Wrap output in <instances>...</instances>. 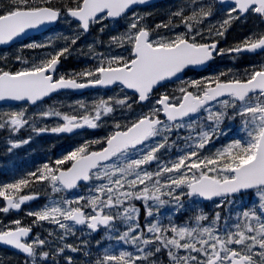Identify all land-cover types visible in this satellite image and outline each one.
<instances>
[{
  "label": "snow or ice",
  "instance_id": "obj_1",
  "mask_svg": "<svg viewBox=\"0 0 264 264\" xmlns=\"http://www.w3.org/2000/svg\"><path fill=\"white\" fill-rule=\"evenodd\" d=\"M146 2L71 0L74 6L65 5L64 12L87 32L92 24L121 17L132 6ZM50 3L51 0H39V4L36 0H9L8 6L0 9V45L8 44L28 30L56 22L63 13L58 8L49 7ZM219 3L229 7L221 9L226 12V18L217 24L209 23L206 29L202 27L213 16L214 6L211 4L201 5L189 14L180 8L171 13L167 22L157 24L155 29L164 28L169 33L176 27L183 30L168 35L157 33L155 38L152 35L155 29L142 24L143 17L133 15L128 30L111 37L109 42L117 47L128 45L130 54L127 57L96 54L90 47V54L99 55L98 64L70 76L54 78L61 57L66 58L65 54L70 53L67 43L31 67L16 72L0 70V101H26L36 105L61 89L119 85L122 90L137 94L139 102H144L149 100L153 89L161 82L179 78L178 74L187 67L203 65L215 55L264 52V31L249 34L229 49L218 48V41L214 38L223 37L231 23L246 14L264 19V0H219ZM205 31L208 35L204 34ZM64 39L67 41L69 38ZM76 39L71 38V44H75ZM210 39L211 42H204ZM49 46L35 42L27 45L29 48ZM224 75L221 73L207 80L188 82L178 89L180 95L177 97L162 94L155 102L158 107L154 106L128 123L115 122L114 130L103 141H87L56 159L55 167L44 164L36 172L29 173L28 176L35 181L48 182L53 193L74 189L80 181L95 180L97 183L89 188L87 197L62 202L52 200L28 215L35 217L34 222L47 221L64 233L73 234V225H86L92 232L103 226L112 232L115 230L113 222L123 221L127 230L118 236H109V239L130 244L136 252L121 250L116 253L105 248L94 264H156L149 258L164 249L171 264H264V64L246 72L244 78L222 80L220 77ZM130 99L127 93L123 97L100 98L93 101L90 108L81 103V111L75 113H61L50 108L40 115L44 118L58 117L63 124L50 129L33 126V131L59 134L84 127L96 129L101 127L104 117L113 116L118 109L132 110ZM236 118L240 119V131L245 138L233 139L214 151L207 150L214 139L224 135L223 122ZM31 119L24 111L6 112L0 115V128L16 132ZM180 129H185L188 135L180 137ZM174 131L178 139L184 140L185 147L175 160L162 163L158 153L171 147L169 139ZM93 144H101L102 147L90 150ZM16 147L19 144H11V148ZM69 162L70 166L65 168ZM153 162L157 166L150 171L147 166ZM32 182L21 178L0 186V198L6 202V206L0 207V212L19 210L26 201L33 200L34 195H18ZM249 190L254 192L258 203L238 212L232 224L225 220L223 228L219 227V212L207 226L201 224L209 221L203 213L196 215L193 226H178L171 222L164 226L158 221H148L144 229L151 234L150 237L145 235V231H138L141 228L137 221L139 209L130 203L144 201L150 217L153 205L148 201L162 205L166 201L161 200V196L171 197L177 202L182 195L204 200L220 198L215 206L221 208L225 203L232 204L236 194ZM85 208L91 209V214L85 212ZM14 223L15 229L0 230V243L35 261L37 248L42 249L46 241L38 237L31 243L24 241L31 228L21 226L19 220ZM169 232L171 236L164 235ZM49 235L53 233L49 232ZM65 247L73 252L80 250L76 246L65 245L57 249V255ZM49 255V252H39L44 260ZM66 259L68 264H72L71 257Z\"/></svg>",
  "mask_w": 264,
  "mask_h": 264
},
{
  "label": "rangeland",
  "instance_id": "obj_2",
  "mask_svg": "<svg viewBox=\"0 0 264 264\" xmlns=\"http://www.w3.org/2000/svg\"><path fill=\"white\" fill-rule=\"evenodd\" d=\"M0 1H2V0H0ZM226 8L227 7L220 8L219 12H220V16H222V20L225 18L226 12L221 11V9H226ZM157 13L160 17L168 16L167 14H160L159 12H157ZM133 15L143 17V19L141 20V23L144 25H147V21H146V19H144V12H142L140 10H136V11L129 13L123 19H121L117 22H108V21L102 20L101 23L92 24L91 25V31H92V34H95L97 40H94L95 37L90 36L92 40L88 39V40H90V42H85L86 37H83L80 40L81 44L83 45V48L78 49V47H77V50H78L77 54L79 56L77 57L78 59H75V61L78 62L79 64L78 65L77 64L66 65L65 71L67 72L70 69L74 70L75 68H83L84 69V68L95 67L99 62V55L90 54V52H89L90 47L94 50V52L96 54H103L104 56L122 54L125 57H127L130 54L128 45H125L124 47H117L114 45H110L109 42L111 39L110 36H120L128 30V26H129V23L131 22ZM61 22L67 27V29L70 31L71 34H74V32L77 31V29L78 30L80 29L79 27H76L73 25L69 26L68 20L66 19L65 16L62 17ZM101 28H103V31H101ZM261 30H262V25H261V23H258L256 25V29H254L253 32H258ZM167 32H168V30L164 29L160 34H165ZM173 33H176V31H173ZM103 35L107 36V38L105 37L103 40H99L98 38L102 37ZM156 35H155V37H156ZM62 37L64 38V35H62L61 32L59 34L58 33H52V34H48L45 36L43 35L40 38L31 40L28 43H26L25 45L21 46V47H25V48L14 47V48H9L5 51H0L1 62L4 63V61H7V63H9L8 65L16 64V67L20 70L23 68L31 67L33 65V63H39L40 59L45 57L48 53H51V52H54V51L61 49L62 47L60 46V44L64 41L62 39ZM34 42L35 43H45V44H49L50 46L44 47V48H29V47H27L28 44H31ZM84 44L89 45V46L84 47ZM75 53H76V50L74 51V54ZM17 57H20L21 59L17 60ZM259 60H260L259 66L261 64H264V56L260 57ZM232 63H234V62H232ZM219 67H220V73H221L222 69L228 68V67H230V65L225 66L219 62H216L215 67L213 69H216ZM63 69H64V67H62V70ZM65 71H62V72H65ZM60 72L58 70L57 73L59 74ZM249 72H251V71H249ZM245 74L246 73H240L239 71L228 72L226 77L228 79H231L234 77L235 78H240V77L244 78ZM205 76H203V78H201L199 80L209 79ZM188 82H191V81L184 79L180 85H175L176 87L173 88L175 90V95L173 97L179 96L180 93H179L178 89L181 86H186V84ZM189 90L195 91V89H189ZM117 95L123 97L124 94H119V91H116V92L113 91L107 95L102 94V93H95V94L86 95L85 97H71V95L65 94V95H62V96H59V97L53 99L52 101H50L48 103H44V104L40 105L39 107H36L33 110H27V108H25V107L3 108V109L1 108L0 109V115L4 114L6 112L24 111L26 116L31 117L32 119L29 121L28 124L24 125L21 129H19L16 132H12L8 128H0V132L6 133V135L3 137V139L6 141V143L4 142V143L0 144V146L6 145L5 152L3 153L4 160H2V157H0V169L7 171V172H10L12 174H15V178H16V180H18L21 178H25L31 172H35L36 167H34V164L39 165L38 163L41 159L47 158L46 152L48 151L50 146L46 145V142H47L46 139H49V140L53 139V138L57 137L58 134L52 133L51 131L37 133V132L33 131V126H35L37 128L47 127L50 129L51 127H54L58 124H63V120H61L60 118L55 117V116L44 118L40 115V113L48 111L50 108H56L61 113H75V112L81 111V109L79 107L81 103H83L84 105H86L90 108L93 101H96L100 98L107 99L109 96H117ZM157 99H159V98L151 100L150 102H148L149 104L144 105L142 108H134L133 105H134V103L136 104V102H133L132 99H130L129 103H132V110H130V111L124 110L123 119L119 118V116L114 115V114H113V116H110V117H104L103 120L101 121V127L96 128V129H89V131L91 133L94 132L95 134H97L98 140L103 138L104 136H108L114 130V123L115 122H119L121 124L128 123L129 121L134 120L141 113H144L143 110L146 111V113H147L154 106L158 107V105L155 104ZM144 103H146V102H144ZM213 110H215V108H213ZM119 112H120V110L118 109L117 112H115V113L118 114ZM113 117L115 119H113ZM221 128L223 129L224 135H221V136H219V138L214 139L213 143L208 146L207 150L214 151L216 148L222 147L223 145L231 142L233 139H244L245 138L243 133L240 131L241 122H240L239 118H236L234 120L226 119L223 122V124L221 125ZM178 134L180 137H184V136L188 135V132L185 129H180V130H178ZM43 137L46 139H44ZM63 138H62V140H64ZM78 139H82V137H78ZM157 139H159V138H157ZM25 140H27L28 143H22V141H25ZM12 143L19 144V147L11 148ZM177 143L185 145L184 140L178 139L177 134L174 131L173 134H171L170 139H169V144L171 145V147L167 148V149H161V152L158 153V155L160 156V161L162 163H166V162L161 157V155L169 156L171 154V152L175 149V147L173 145H175ZM79 146L80 145L78 143H76V144H74L73 147L72 146L66 147V149H64L63 156L66 155L68 152L76 149ZM61 149L62 150L60 152L62 153L63 147H61ZM207 150H206L205 154H207ZM33 162H35V163H33ZM44 164H46V163L43 160L42 166ZM156 166H157L156 163L153 162L151 165H149L147 167L150 171H152V170L156 169ZM95 183H97L95 180L91 181L89 185L83 187V189L79 190L77 194H72L69 197H65L62 194L63 190L61 192H58V193H53L51 190V186L48 184V182L44 183L42 185H40V184L35 185V187L37 186L36 192H33L32 189H26V190L22 191L21 193H19L18 195H25V194L26 195L27 194L38 195V201H41V202H39L36 206L28 209L26 211L28 214L29 212H34V211H38V210L42 209L43 207L48 205L52 200L62 202L65 199L74 200V199H77L78 197H81V196L87 197L89 195V188L92 187V185H94ZM179 192H180V190L177 189V193H179ZM161 200L166 201V203L161 205V204H154L153 201H148L149 205H153V208H152L153 215L150 217L147 216L144 201H142V200L130 201L131 204H133L135 207H137L139 209V213L137 214V221L141 225V228L138 229V231H142V230L145 231V235H147L149 237L151 236V234L146 233V230L144 229V225L148 221H151V222H157L158 221L160 224H162V222H163L162 219L172 220L177 215H185L187 213L191 214V209H193V208L197 209V212H199V213H202L203 211H205L204 207L201 205V203L197 197H191L190 198L186 195H182L180 198V201L177 202V201L173 200L171 197L161 196ZM217 202H219V200L216 202H212V203L208 204L207 208L211 214L208 216L209 221L201 222V224L203 226H207L210 223L211 218H213L215 213H217V212H219L221 214V220L218 222L219 227L223 228V226L225 224V220H227L228 224H232L235 222L236 215L238 212L244 210L246 207H254L258 203V199L255 196L254 192H252L250 194L235 197L232 204L225 203L221 208H217L215 206ZM81 203L83 204L84 201H81ZM84 210H86L87 213L91 214V209L85 208ZM105 211H107V209ZM185 216H186L187 221L186 222L181 221L180 225H178V226H183V225L193 226L195 223V220L193 221L192 219H190L191 216H189V215H185ZM53 226H54L55 230L57 231L55 233H58L63 237L69 236V233H64V231L62 229H60L57 225L53 224ZM118 228H120L121 231L127 230L126 224L121 220H117V222L115 224V230L112 232H109L107 230V232L104 233L103 237H107V239H109V236H118L120 234V232L118 231ZM73 229H74V233H75L76 227L74 225H73ZM85 233L87 234V232H85ZM71 234H73V233H71ZM164 235L171 236L170 232L164 233ZM118 243L122 244L121 246H119V248L120 247H126V248H124V249H126V251H130L133 253L136 252V249L132 245H130V244L125 245L123 242H118ZM160 254L162 257H160ZM0 255H2V257H4L3 260L8 259V257L6 255H3L2 253H0ZM156 255L158 257L154 256V257H151L149 259L154 260L156 262V264H158L159 260L168 261L169 257L167 255L166 249L162 250L160 253H157ZM144 263L148 264V262H138V264H144Z\"/></svg>",
  "mask_w": 264,
  "mask_h": 264
},
{
  "label": "trees",
  "instance_id": "obj_3",
  "mask_svg": "<svg viewBox=\"0 0 264 264\" xmlns=\"http://www.w3.org/2000/svg\"><path fill=\"white\" fill-rule=\"evenodd\" d=\"M36 3L39 4V0H36ZM9 0H2L0 1V9H3L4 7L8 6ZM211 4L214 6V13L213 16L209 18V21L205 22V25H202L205 29L207 28L208 24H217L218 22L222 21V16H220V6L216 3L215 0H167L166 2L156 4L153 7L147 8L140 10L144 12V19L147 21V27L150 29H155V26L160 23L167 22L171 16V13L179 10L180 8H184L186 10L185 14H189L193 9L198 8L201 5H208ZM65 5L69 6H74L71 3V0H51V3L48 5L49 7H54L58 8L64 12ZM146 11V12H145ZM159 12L160 14H167L168 16L160 17L158 15ZM226 18V16H225ZM176 19V18H173ZM260 23L259 19L256 16H248L245 19H239V20H234L231 25L227 28V31L224 34V37H214L217 41H221L224 43V46L227 48H233L237 44L241 43L245 37H247L250 33H253V30L256 29V25ZM70 25L76 26L73 23H69ZM262 25V30L264 31V25ZM164 30V28L161 29H155L153 31L152 35L155 37L157 33H161ZM182 27H176L172 30L177 32L182 31ZM60 33L64 35V37H68L69 39L66 41L63 37L62 39L64 40L60 46L64 47L65 44L70 45V53L65 54L64 63L66 65L70 64H79L78 62L75 61V59H78L77 57L79 56L78 49L83 48V45L81 44V47L78 45V43L71 44V38L76 37V35H73L70 33V31L67 29V27L62 23L58 26L55 27L53 33ZM260 32V31H258ZM74 33H79V30L75 31ZM165 33L166 35L172 34ZM205 35H208L207 31L204 33ZM107 38V36L103 35L102 37L98 38L99 40H103L104 38ZM113 36H110V38ZM218 38V39H217ZM209 41H204V42H210ZM76 50V53L74 54V51ZM68 55V56H67ZM11 61V60H10ZM238 62L239 67L241 68V71L249 72V70H253L254 68H258L257 66L251 67L248 65L247 60H240V58L236 59ZM7 61H4V63L1 62L0 59V70L4 71H10V72H16L18 71V68L16 67V64H11L8 65ZM81 70L77 69H70L67 71V76H70L73 73H78ZM220 76V75H218ZM223 78V77H220ZM104 140V139H103ZM102 140V141H103ZM101 147V144H95L94 149H99ZM181 148L174 149L171 154L167 157H162L164 160L167 162L169 160H175L179 155L182 154ZM70 163V162H69ZM50 166L55 167V163L52 160H49L48 163ZM69 164L64 165L65 168H67ZM40 166L39 168H41ZM37 168V169H39ZM36 172V171H35ZM9 174L1 173L0 172V186H3L4 184L7 183H13V179L11 178ZM26 179H31L33 182L27 186V188H34L35 185L37 184H43L45 182H38L35 181V178H30L27 177ZM37 187V186H36ZM65 195V194H64ZM66 197L69 195H65ZM0 207H2V198H0ZM208 214V213H207ZM195 215H191V219L194 218ZM19 220L21 222V226L24 227H30L33 230V236L32 240L34 241L37 237L39 239H43L46 241V244L43 246V248H37V256L35 258V261L33 258H28L25 259L23 257H18L13 254H9L6 251H2L0 249V253L3 255H6L8 257L7 260H3L4 257L0 255V264H68V260L66 257H71L72 258V264H94L95 259L97 258L98 255L102 254L103 250L105 248L103 247H97V251L95 252L89 244H85L84 237L80 234H71L68 237H63V239H60L61 235L57 232L53 226V224L47 222V221H41V222H34L35 217L30 216L25 212H22L20 215H13L11 213H3L0 212V230H7L9 228L14 229L16 227L14 221ZM162 225L167 226L169 223H173L175 225H180L181 221H187L186 219L182 218H176L174 221H164L162 220ZM120 228H118L119 230ZM49 232H52L53 235H49ZM65 245H73L78 247L80 250L73 252L69 250L68 248H64V251L57 255V249L64 247ZM112 250L116 253H118L121 250H126V249H120L118 247L112 248ZM44 251V252H49L50 255L49 257L44 260L41 259L39 256V252ZM88 253V254H86Z\"/></svg>",
  "mask_w": 264,
  "mask_h": 264
},
{
  "label": "water",
  "instance_id": "obj_4",
  "mask_svg": "<svg viewBox=\"0 0 264 264\" xmlns=\"http://www.w3.org/2000/svg\"><path fill=\"white\" fill-rule=\"evenodd\" d=\"M162 1H165V0H147V2L144 3V4H137V5L132 6V8L129 9L127 13H129V12H130L131 10H133L134 8H137V7H147V6H150V5H152V4L162 2ZM217 2L219 3V0H217ZM219 4H220V3H219ZM221 5H227V4H221ZM127 13H126V14H127ZM121 17H122V16H121ZM69 18L73 19L72 17H69ZM119 18H120V17H117V18H115V19H113V18H107V20H116V19H119ZM262 20L264 21V19H262ZM57 21H58V20H57ZM57 21H56V22H57ZM75 21H76V20H75ZM56 22H53V23H51V24L42 25V26H40L38 29H31V30H28L26 34H22L20 37L15 38L13 41L9 42L8 44L0 45V47H8V46H10V45H12V44H14V43L21 42V41H23V40H25V39H27V38H29V37H31V36L38 35V34H42V33L46 32L49 28H51L52 26H54V25L56 24ZM77 22H78V21H77ZM256 53H259V51L255 52V53L243 52V53H227V54H228V55H233V54H256ZM220 56H221V55H218V57H220ZM211 61H212V60L206 62V63L203 64V65L189 66V67H187L183 72H185L187 69H193V70L201 71V70H203L205 67H207V65H208L209 62H211ZM59 64H60V63H59ZM59 64H58V66H59ZM58 66H57V67H58ZM183 72L180 73V74H178V77H179V78H177V77H173L171 80L161 82V84H159V85H162V84H164L165 82H173V81L179 80L180 78H182V74H183ZM159 85H157V86H159ZM113 86H114V85H112V86H110V87H108V88H111V87H113ZM99 88H102V89H108V88H104V87H87V88H84V89H76V90H73V89H61V90H58L57 92L51 93L48 97H45L42 101H44L46 98H49L50 96H52V95H54V94H57V93H60V92H64V91H72V92H74V93H76V94H77V93L79 94V93H82V92L87 91V90H91V89H99ZM126 90H127V89H126ZM127 91L132 92L131 90H127ZM136 95H137V94H136ZM39 102H41V101H39ZM144 102H147V101H144ZM144 102H140V103H144ZM19 103H28V102H26V101H10V100H8V101H0V104H19ZM37 103H38V102H37ZM31 105H33V104H31ZM75 130H76V129H75ZM88 183H89V182L80 181V182H78V185H77V186L82 185V184H88ZM74 189H75V188H74ZM74 189H68V190H65V191H66V192H71V191L74 190ZM249 191H252V190H249ZM249 191H246V192H249ZM241 193H245V192H241ZM238 194H240V193H238ZM216 199H218V198H214L213 200H216ZM201 200H202L203 202H205V203L213 201V200H204L203 198H201ZM30 201H32V200H30ZM30 201H26L24 204H27V203H29ZM4 204H5V206H6V202H5V201H4ZM20 210H21V207H20L19 210L11 209V211H13L14 213H19ZM78 226L80 227V226H82V225H78ZM102 227H103V226H102ZM31 234H32V231L29 233V236H28V237L23 238L24 241L27 240L28 238H30ZM0 247H3V248H5V249L11 250V251H14V252H16V253H18V254H20V255H23V256L27 257L24 253L20 252V251L17 250V249L12 248V247L9 246V245H4V244L0 243Z\"/></svg>",
  "mask_w": 264,
  "mask_h": 264
},
{
  "label": "flooded vegetation",
  "instance_id": "obj_5",
  "mask_svg": "<svg viewBox=\"0 0 264 264\" xmlns=\"http://www.w3.org/2000/svg\"><path fill=\"white\" fill-rule=\"evenodd\" d=\"M226 57H224V58H222L223 60H222V62H227V60L225 59ZM88 128L87 127H84V128H82L80 131H78L75 135H65L64 137H67V138H78V137H80L83 133H85V132H87L88 130H87ZM90 129V128H89ZM84 136H85V134H84ZM26 189H28L27 187H25V188H23L22 189V191H24V190H26ZM21 191V192H22ZM20 192V193H21ZM2 200H3V198H2ZM85 212H87L86 210H85ZM86 226V225H85ZM86 231H88L89 232V236H87L85 239H84V243L85 244H89L90 245V247L96 252L97 250V247H103V248H107V247H109V246H111V245H114V243H115V241L114 240H107V237H103V235H104V233H106L107 232V229H105V228H101V227H99L98 228V230L96 231V232H92V231H90L87 227H83V228H81V231H79V232H81V233H83V232H86ZM105 238V239H104ZM99 241V244L97 243ZM162 262V264H171V261L169 260V258H168V261H166V260H162L161 261Z\"/></svg>",
  "mask_w": 264,
  "mask_h": 264
}]
</instances>
